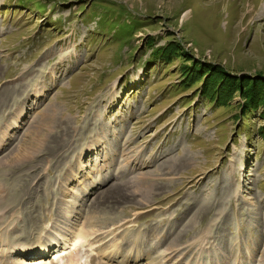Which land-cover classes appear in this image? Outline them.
Returning a JSON list of instances; mask_svg holds the SVG:
<instances>
[{
	"label": "rangeland",
	"instance_id": "374dc122",
	"mask_svg": "<svg viewBox=\"0 0 264 264\" xmlns=\"http://www.w3.org/2000/svg\"><path fill=\"white\" fill-rule=\"evenodd\" d=\"M152 46L170 48L167 58L153 55ZM39 83L43 93L35 99ZM253 87L264 90V0H0V126L13 102L30 94L23 124L0 149V175L10 174L15 195L29 192L21 195L23 214L42 226L55 213L48 202L62 163L83 150L88 171L105 151L117 154L118 164L121 149L131 155L140 146L129 170L152 177L138 180L131 198L117 187L105 204V190L116 181L97 186L83 197L85 210L127 216L131 222L115 232L140 228L146 250L184 241L216 215L221 247L229 249L237 234L252 247L264 241V108L260 99L248 105L256 99ZM205 88L223 99L210 102ZM26 122L25 146L36 148V138L46 137L18 171L6 162ZM99 127L105 143L87 152ZM44 161L47 181L38 168Z\"/></svg>",
	"mask_w": 264,
	"mask_h": 264
},
{
	"label": "bare ground",
	"instance_id": "6f19581e",
	"mask_svg": "<svg viewBox=\"0 0 264 264\" xmlns=\"http://www.w3.org/2000/svg\"><path fill=\"white\" fill-rule=\"evenodd\" d=\"M46 71L54 79L55 67H50ZM117 85L116 79L111 88L115 89ZM42 93L43 88L40 84L33 90L32 97L36 99ZM29 96L30 94L25 96L22 104L13 102L16 107L12 115H9L8 121L0 126V149L7 143L14 128H19L23 124L22 121L26 118L23 108ZM95 116L99 118L97 114ZM25 124L26 131L15 148L11 149L12 161L6 162L8 166L15 164L18 171L23 170L22 166L29 165L26 162L34 153L40 152L39 149L46 137L36 138V148L25 146V136L30 132L31 123ZM98 129L99 133L94 132L95 139H91L84 148L87 152H93L99 143H105L101 136L104 129L102 127ZM134 141L137 142L138 139ZM135 148L131 155L121 149L118 154L122 161L118 164L114 162L117 154L113 151L111 153L105 151L103 162H95L88 171H85L83 150L74 154L71 160L62 163V172L53 180L57 187L52 192V201L48 202V205L50 203L55 206V213L53 218L42 226L37 225L33 220H26L23 214V209L26 207L21 205V195H29V192L20 196L15 195L13 189L8 187L10 174L4 171L0 175V260L6 259L10 264L13 262L14 264H103L104 261L115 264H204V262L221 264L232 259L233 264H264V241L256 244L255 240L250 247L245 242L248 241L246 237L237 234L232 238L229 249L220 246L219 238L216 236L221 223L218 215L212 217L205 226L198 228L184 241L176 238L163 240L158 248L156 244L151 248L156 250L151 251L143 247L144 236L140 234V228L137 233L129 228L120 233L115 232L118 227L131 222L127 216L118 219L115 213L105 217L107 212L92 205L85 210L83 197L95 193L92 191L97 186L108 181H116L105 190L101 202L105 204L109 202L117 187L121 186L125 190L124 198L128 193H130L128 198H131L139 191L135 183L142 178L152 177L151 173L133 175L132 170H129L131 160L135 156V159L141 157V147ZM48 162L44 161L38 165V168L44 171L42 176L44 181H47ZM148 162L155 163V158L152 157ZM144 164L141 162V165ZM53 181L49 180V184ZM34 195L37 196L38 193L35 192ZM145 195L143 200L148 202L146 198L149 194ZM233 195L235 196L236 192ZM26 200H29V197ZM48 214L49 210L44 211L39 221L45 222ZM20 223H28L29 229H23L24 226H20ZM18 232L19 234H16ZM155 235L158 236V233ZM154 252L157 253L153 255ZM93 255H98V262L92 261Z\"/></svg>",
	"mask_w": 264,
	"mask_h": 264
},
{
	"label": "trees",
	"instance_id": "16d2710c",
	"mask_svg": "<svg viewBox=\"0 0 264 264\" xmlns=\"http://www.w3.org/2000/svg\"><path fill=\"white\" fill-rule=\"evenodd\" d=\"M152 41V40H151ZM150 41V42H151ZM152 48L153 49H155V50H153V51H155V53L153 54V55H156V56H158L159 58H167V56H168V52H170V48H168L167 46L166 47H160V48H158V47H153L152 46ZM152 51V52H153ZM193 73L191 72V74L190 75H192ZM227 74V73H226ZM229 79H231L229 76L230 75H226ZM228 78H226V79H228ZM232 78H233V76H232ZM191 79H194V77H191ZM228 82V81H227ZM231 87L232 88H234V89H236L237 91H240V87L239 88H235V86H234V84H232L231 85ZM202 91H203V94H205L206 95V97L209 99V101L210 102H212V101H214L215 99L216 100H219L220 101V99L222 100L223 99V97H222V95L220 94V93H214V91L213 90H211L210 88L209 89H202ZM264 90H260V89H258V91H256L255 90V88L253 87L252 88V90H250L249 92H250V94H251V96L253 97V98H256L255 100H253V103H248V105H251V106H254V105H256L257 106V103H258V100L260 99V101H261V106L264 108V94L263 95H259V92H263ZM261 96V97H260ZM254 104V105H253Z\"/></svg>",
	"mask_w": 264,
	"mask_h": 264
}]
</instances>
